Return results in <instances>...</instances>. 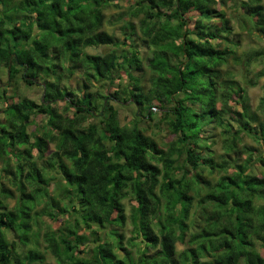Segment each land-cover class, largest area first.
<instances>
[{
	"label": "trees",
	"instance_id": "trees-1",
	"mask_svg": "<svg viewBox=\"0 0 264 264\" xmlns=\"http://www.w3.org/2000/svg\"><path fill=\"white\" fill-rule=\"evenodd\" d=\"M233 1L243 9L241 27L252 24L264 38L261 0ZM223 2H130L127 12L141 22L137 40L154 51L145 90L133 21L123 40L104 29L114 0H0V77L8 79L0 86V264H264L257 247L264 248V116L247 94L264 76L249 75L264 49L234 56L239 42L217 8ZM99 46L122 51L86 50ZM230 58L243 65L244 81L223 71ZM75 68L86 70L81 95L65 82ZM123 76L133 87L119 82L110 91ZM21 81L42 84L40 102L19 96ZM96 81L109 83L108 91L90 93ZM94 95L105 97L102 113ZM108 95L134 107L131 124H121ZM261 107L264 113V97ZM158 118L154 125L173 136L161 145L146 135ZM219 128L225 138L217 161L210 130ZM246 136L261 147L257 155L242 145ZM52 184L66 201L60 211ZM128 196L136 202L131 237ZM41 214L62 222L41 235ZM178 243L187 247L179 252Z\"/></svg>",
	"mask_w": 264,
	"mask_h": 264
},
{
	"label": "rangeland",
	"instance_id": "rangeland-1",
	"mask_svg": "<svg viewBox=\"0 0 264 264\" xmlns=\"http://www.w3.org/2000/svg\"><path fill=\"white\" fill-rule=\"evenodd\" d=\"M133 1H137V0H114L113 6L105 10L106 24H105L104 29L116 35L117 37H119L120 40H123L124 32H125L123 30V27L127 24V21L129 20L133 21L135 25L134 33L137 38L134 36L135 39L132 38L131 42L136 43L139 41L138 47L140 51L142 52V57L144 59L143 66L146 68L148 66L149 60L153 57L154 51L153 49L147 48L144 45V43H142L140 40H137L138 37L143 36L140 19L131 18V16L127 12V10L129 9L130 2H133ZM224 1L225 2L223 3L217 4V8L226 11L228 19L230 20V26L233 28V35L230 38L237 39L236 41L239 42V48L237 52L235 53V55L234 54L233 55L239 57V55L241 56L245 51L248 52L252 49H264V38H261L258 32L251 29L252 24L246 23L245 28L241 27L242 22H239V15L243 13V9L240 7V5L239 4L235 5V2L233 0H224ZM261 2L264 4V0H261ZM196 16H197V13L194 14V17ZM125 27L128 28L127 25ZM218 41L219 40L215 39L212 42L216 44L218 43ZM225 44L227 43L223 42L221 47H223ZM86 50L89 54L104 55L106 53L111 52L112 50H116L118 54H120L122 51V46L119 48H116L114 46H99L98 48L88 47ZM76 68L74 69L75 70L74 74L71 76L69 75L70 71L65 72V75H66L65 77L70 76L69 78H66L65 82L67 84L68 83L70 84L69 86L71 87L73 92H76L79 95H81L82 92L80 91L82 90V85L84 82L83 77L85 75L84 72L86 70L84 68H79L76 70ZM242 68H243V65L241 63H237L236 60H234L233 58L228 59V63L226 65H223V71H226V70L231 71L232 73L236 75V79H238L240 82L244 81V74H242ZM146 69L147 71L142 70V72L140 73L141 75L142 74L144 75V78H142L143 81L141 85L145 90H148V88L151 85L150 78L153 74L150 73L149 68H146ZM260 70H264V59L260 60L259 63L257 62L255 63L253 71L249 74L250 77H252L253 79H256L255 73L256 71H260ZM118 73L119 72H117V75H119ZM7 81H8L7 75L6 74L2 75L0 77V86L2 87V85H4ZM119 82L121 83L120 85H122L123 87H126V86L133 87V82L129 80L127 76H123V77H119V79H117L115 83L113 82L112 83L113 85H110L111 87L109 86V83L106 84V86H104L102 82L96 81L94 83V87H92L89 92L90 93L97 92L98 88L102 89L101 87H104V91L105 90L108 91L109 87H110V91H114V88L118 87ZM19 85H20L19 96L21 97L26 96L38 102L41 101L43 94H44L42 84L38 86H35V85L28 86L23 81H21ZM9 92L12 93V91H9ZM247 94L249 97V103L251 105V108L255 112H257L260 116H264V113L260 109L262 108L261 100L264 97V76L259 79H256L253 86L247 87ZM108 96H110L109 100L111 104L114 105L119 111V119H120L121 124L122 125L131 124L132 120L135 118L134 107L129 103L124 105L118 102V99L117 101L116 99L113 100L114 98L112 97V95H108ZM104 98L105 97H98L97 95H94L93 97V99L95 100L94 101L95 109L99 110L100 113H102L104 110V108L100 105L101 100H103V103L105 102ZM238 109L240 110V107ZM158 120L159 118L151 122V126L147 128L146 135L153 136V138L159 143V145H161L162 143H165L173 139V136L170 135L169 130L166 129V126L164 124L161 123L159 124V126L154 125ZM33 129H34V126L32 125L30 126L29 131H33ZM221 132H222L221 128L210 130L211 140H216L215 149L218 155L215 156V159L217 161L220 160L219 153L222 152L223 147H224L223 140L225 136ZM242 145L247 146L249 148L257 149V152L255 153V155H257L262 150L259 144L256 142V140L249 136H246L244 138ZM54 150H55V146L51 144L50 150L47 152L45 160H38V163L40 165L44 164L45 161L48 160L49 156H51ZM243 157H246V156H243ZM47 169L49 170V168ZM260 172H261L260 170H257V173H260ZM215 177H217V174L215 175ZM60 182H61L60 177L54 181V183H60ZM6 187L7 188L10 187L12 191H16L13 185L10 186L9 184H6ZM56 192H57V189L55 187V184H52L50 188V193H52L51 195L52 196L56 195ZM56 199L59 201V205H60L59 211H60V209L62 208V206H64L66 201L65 200L60 201L57 195H56ZM124 203H125V214L128 217V223L125 229V233L127 237H131L133 235V230H132L133 225H132L130 217H131L132 207L136 202L133 196H128L124 198ZM9 205L13 207L15 205V200L14 199L9 200ZM45 207H46L45 203L39 205L38 211L43 212L45 210L44 209ZM43 214L40 215V225H39L41 235H43L44 232L50 228L57 229L58 225H60L62 222V216H60L57 220H53L52 218H50V216L43 215ZM35 229L36 231L39 230L38 227L34 228L33 232H31L30 235L36 232ZM80 233L82 234V233H87V232H85V230L83 229L80 231ZM40 241H41L42 247H45V243H44L42 236L40 237ZM186 247H187L186 244H181V243L177 244V250L179 252L184 250ZM257 247H258V250L264 255V248H262V246L259 243L257 244ZM120 257H122L121 252H120ZM46 259L49 262L54 261V258L50 253L46 254Z\"/></svg>",
	"mask_w": 264,
	"mask_h": 264
}]
</instances>
